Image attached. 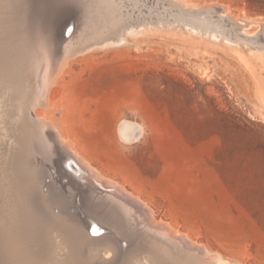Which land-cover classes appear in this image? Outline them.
Masks as SVG:
<instances>
[{
	"label": "rangeland",
	"instance_id": "obj_1",
	"mask_svg": "<svg viewBox=\"0 0 264 264\" xmlns=\"http://www.w3.org/2000/svg\"><path fill=\"white\" fill-rule=\"evenodd\" d=\"M40 1L0 0V41L1 33L9 31L14 8L17 21L29 24V5L47 12L53 6L58 20H75L70 27L76 29L77 22L95 10L92 0L88 7L78 0ZM110 1L117 6L120 21H110L100 35L94 29L91 49L71 57L74 61L70 58L52 88L53 108L44 115L77 141L104 177L125 183L148 202L158 218L191 233V241L219 252L228 263L264 264V62L250 59L248 51V58H238L221 45L225 21L230 17L239 20L235 25L240 34L241 27L248 29L249 21L264 23V0ZM182 3L194 8L187 9ZM209 4L228 8L230 16L219 10L215 15H225L219 21L207 11L190 13ZM256 25L249 27L252 34L247 38L263 35L264 26ZM140 26L147 30L142 33ZM192 26L197 32L192 30L193 36L188 32ZM155 27L163 30L155 31ZM207 28L220 36L218 47L212 46L209 35H201ZM129 29L136 34H127L130 39L126 36L127 40L117 42ZM201 38L209 45L203 46ZM97 41L105 42L94 46ZM26 48L13 68L27 81L28 105L38 93L37 81L50 73V55L44 49ZM58 53L61 61V47ZM0 84L1 139L4 133L16 134L13 123L19 118L20 100L16 86ZM13 101L18 106L12 107ZM5 120L10 122L5 124ZM121 124L128 138L121 135ZM138 134L136 141L133 136ZM45 148L52 173L59 157L50 143ZM35 160L41 165L44 157ZM45 179L46 184L51 182ZM52 234L61 244L57 234ZM122 245L127 248L126 243ZM61 248L59 258L66 259L70 246L61 244Z\"/></svg>",
	"mask_w": 264,
	"mask_h": 264
},
{
	"label": "bare ground",
	"instance_id": "obj_2",
	"mask_svg": "<svg viewBox=\"0 0 264 264\" xmlns=\"http://www.w3.org/2000/svg\"><path fill=\"white\" fill-rule=\"evenodd\" d=\"M191 1L196 2V0ZM77 2L88 7L90 1ZM178 2L181 3L183 0ZM90 3L95 7L94 13L83 16L81 21L77 22L78 29L75 26L70 27L75 24V20L59 21L56 8L51 5L48 12L46 8L40 10L41 7L35 9L34 6L29 5L28 12L32 14L29 24L17 21L18 15H15L17 9L14 8L13 19H9L11 20L9 31L6 30V34L1 33L0 81L5 86L7 84L16 86L15 92L19 97L15 96L20 101L18 100L19 118L13 123L16 134L4 133V137L0 139V264H243L225 262V258L219 252H213L197 241L196 243L191 241V233L185 234L176 226L177 224L158 218L148 202L128 189L125 183L104 177L105 175H102L99 168L80 149L77 141L64 134L62 126L44 115L53 108L52 102L55 98L51 94L52 88L56 83V77L60 76L69 65L70 58L91 49L93 44L89 45L90 35L94 29V32H99L100 35L101 31L108 28L105 26L110 21L116 24L120 21V12L110 0H92ZM186 6L189 7L188 4L184 7ZM219 10L230 16L228 8H220L213 4L190 13L207 11L209 14H214L211 17L215 16L217 20L222 21L219 17H223L224 14L215 15ZM238 21L233 17L225 21L227 28L222 32L221 38V41L225 40V42L221 45L231 50L230 52L234 51L238 58L246 59L249 55V58L251 56L255 60L264 62V27L263 35L259 38L253 40L252 37H246L252 34L249 29L253 25L264 26V23L249 21L246 24L245 22L248 29L241 27L243 33L240 34L235 25ZM93 22L98 24L97 28L92 26ZM241 25L243 26V23ZM193 27L188 31L192 36L193 32H196ZM160 28L153 30H163ZM135 31L129 29V33L124 34L125 39L121 36L116 41L130 39ZM200 32L201 35H209L213 47L220 43V38L218 39L220 36L214 29L207 28ZM202 40L203 46L209 42L205 44L206 38ZM201 41L199 45L202 44ZM103 42L105 41H97L94 46ZM25 44L44 49L50 55V62L47 63L50 73L43 81H37L38 93L31 103L28 102L29 107L34 111V116L29 113L26 104L27 100L30 101V89L25 85L27 81L21 73H15L13 68L19 53L22 49H27ZM60 47L64 52L61 61L57 58ZM247 51L249 53L246 56ZM11 98L9 97L8 100L11 101ZM16 101L12 102V107L18 106ZM8 122L10 121L7 120L5 124ZM8 130L10 131L9 128ZM120 132L123 137L128 138L124 124H121ZM139 137L140 134L133 136V139L137 141ZM48 143L59 157L58 167L52 173L46 163L45 146ZM28 144L31 149H28ZM37 156L44 157L41 165L35 162ZM64 177L67 179L64 180ZM45 178H50L51 182L46 184ZM97 185L105 189L101 190L102 188ZM44 187H47V192L44 191ZM77 197L79 200L76 199ZM54 208L59 209L58 213ZM71 209H75V212L72 213ZM52 233L57 234L61 244L70 246L71 253L66 259L59 258L58 250L62 249L61 244L55 242ZM30 236L31 239H28ZM122 243L127 244L126 249ZM90 249L94 252L90 253ZM102 254L109 259L103 258Z\"/></svg>",
	"mask_w": 264,
	"mask_h": 264
}]
</instances>
